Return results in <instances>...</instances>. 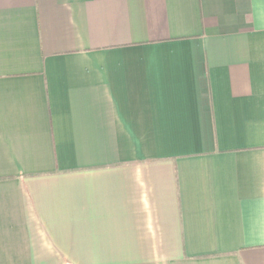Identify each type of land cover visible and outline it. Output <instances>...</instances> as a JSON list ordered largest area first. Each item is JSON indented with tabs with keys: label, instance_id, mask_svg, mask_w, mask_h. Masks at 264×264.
Returning <instances> with one entry per match:
<instances>
[{
	"label": "crops",
	"instance_id": "1",
	"mask_svg": "<svg viewBox=\"0 0 264 264\" xmlns=\"http://www.w3.org/2000/svg\"><path fill=\"white\" fill-rule=\"evenodd\" d=\"M0 264H264V0H0Z\"/></svg>",
	"mask_w": 264,
	"mask_h": 264
}]
</instances>
